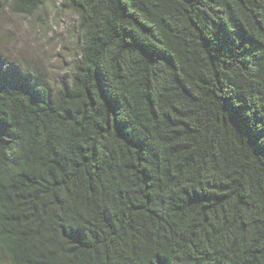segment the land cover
<instances>
[{"label": "trees", "instance_id": "trees-1", "mask_svg": "<svg viewBox=\"0 0 264 264\" xmlns=\"http://www.w3.org/2000/svg\"><path fill=\"white\" fill-rule=\"evenodd\" d=\"M65 4L68 84L0 61V264H264V0Z\"/></svg>", "mask_w": 264, "mask_h": 264}, {"label": "rangeland", "instance_id": "rangeland-1", "mask_svg": "<svg viewBox=\"0 0 264 264\" xmlns=\"http://www.w3.org/2000/svg\"><path fill=\"white\" fill-rule=\"evenodd\" d=\"M77 17L65 0H47L32 15L0 7V61L31 70L55 89L68 84L79 55Z\"/></svg>", "mask_w": 264, "mask_h": 264}]
</instances>
